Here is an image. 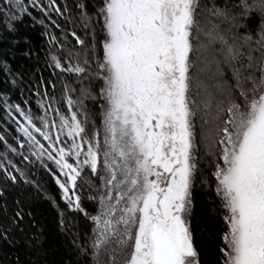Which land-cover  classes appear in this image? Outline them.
<instances>
[{"label":"snow or ice","instance_id":"obj_1","mask_svg":"<svg viewBox=\"0 0 264 264\" xmlns=\"http://www.w3.org/2000/svg\"><path fill=\"white\" fill-rule=\"evenodd\" d=\"M28 20L50 71L26 87L0 55L9 264H47L37 200L55 210L61 264H203L197 187L216 264H264V0H0L7 53Z\"/></svg>","mask_w":264,"mask_h":264},{"label":"trees","instance_id":"obj_2","mask_svg":"<svg viewBox=\"0 0 264 264\" xmlns=\"http://www.w3.org/2000/svg\"><path fill=\"white\" fill-rule=\"evenodd\" d=\"M255 24V21L252 22ZM40 25L33 24L30 20L19 25L18 37L21 43L12 49L9 54L5 51V44H0V55L9 59L14 69L25 73V86L27 80L35 73L36 76H48L49 69L45 64V38L42 36ZM23 38H27L28 44L23 42ZM31 47L35 55L25 57L22 52L25 48ZM15 98H19V93ZM49 190L55 193L54 184H49ZM32 211L36 220L44 226L47 235L45 244L46 255L42 258L47 264H61L65 255V241L57 231V218L55 210L47 201L37 200L32 205ZM217 228L216 217L211 213V204L206 198L202 189H195V214L193 218L194 238L197 246L201 250V259L203 264H216L217 248L214 243V234ZM213 234V235H210ZM13 257V250L7 247L0 249V259L9 264Z\"/></svg>","mask_w":264,"mask_h":264}]
</instances>
